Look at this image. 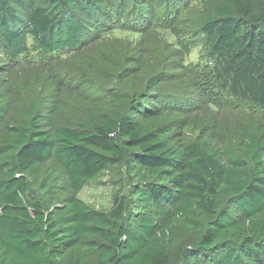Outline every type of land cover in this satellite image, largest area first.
Here are the masks:
<instances>
[{"label": "trees", "instance_id": "16d2710c", "mask_svg": "<svg viewBox=\"0 0 264 264\" xmlns=\"http://www.w3.org/2000/svg\"><path fill=\"white\" fill-rule=\"evenodd\" d=\"M137 1L114 8L112 0H0V38L11 59L31 49L74 50L111 29L141 40L131 62L102 56L98 67L103 80L123 84L124 111L91 104L77 125L45 127L33 103L0 133V264H264V121L238 123L223 151L186 142L180 119L165 117L173 99L159 92L172 74L164 66L142 72L147 34L176 20L182 0L132 6ZM206 4L197 29L212 86L264 114V0ZM140 72L141 92L133 80ZM199 129L214 135L206 123ZM49 161L69 188L61 203L44 181L39 192L30 182ZM116 165L125 183L108 207L75 196Z\"/></svg>", "mask_w": 264, "mask_h": 264}, {"label": "rangeland", "instance_id": "374dc122", "mask_svg": "<svg viewBox=\"0 0 264 264\" xmlns=\"http://www.w3.org/2000/svg\"><path fill=\"white\" fill-rule=\"evenodd\" d=\"M112 1L114 8L119 5V0ZM140 1L132 6H138ZM208 1L215 0L175 2L179 5H173L180 13L179 17L168 19V26H158L157 33L147 34L149 43L143 52L146 58L142 72L166 67L173 80L161 86L159 92L173 99L174 105L165 117L180 119V134L186 142L206 140L223 151L229 139L235 136L238 123L256 127V123H263L264 114L252 110L246 102L225 96L212 86L208 68L212 61L206 57L205 44L197 29V21L208 8ZM139 37L131 29H111V32L107 31V34L74 50H58L45 55L31 49L16 59L4 53L0 38V107L5 110H0V133L7 124L26 118L33 103L38 104V113L45 127L77 125L91 104L102 105L110 113L118 109L124 111L125 104L119 101L124 97L123 84L119 80H103L98 76V67L103 61L102 56L111 60L128 58L131 62L141 42ZM165 39L177 46L166 44ZM142 72L133 78L139 83L140 92L146 88ZM185 91L187 94L183 97ZM202 123L211 127L213 136L202 135L199 129ZM125 176L123 166H109L94 180L85 182L75 196L95 207H108L118 186L124 185ZM42 181L49 185L47 195L56 197V203L70 195L64 174L54 161L44 162L33 169L30 182L37 192L43 187L38 188Z\"/></svg>", "mask_w": 264, "mask_h": 264}]
</instances>
